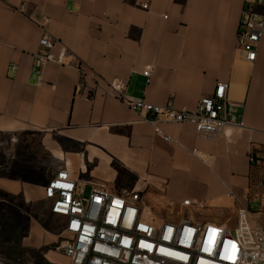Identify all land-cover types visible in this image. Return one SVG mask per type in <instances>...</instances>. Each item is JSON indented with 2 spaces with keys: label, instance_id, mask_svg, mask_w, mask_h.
<instances>
[{
  "label": "crops",
  "instance_id": "0c3cea01",
  "mask_svg": "<svg viewBox=\"0 0 264 264\" xmlns=\"http://www.w3.org/2000/svg\"><path fill=\"white\" fill-rule=\"evenodd\" d=\"M243 9L244 0H0V216L26 222L19 239L13 225L11 263L67 262L51 250L49 218L33 217H57L44 191L61 168L91 189L137 192L164 216L192 200L205 204L203 221L224 226L244 209L264 229V189L249 161L254 149L264 156V39L254 63L237 52ZM45 34L68 52L38 84ZM112 81L130 100L188 111L226 82L244 128L202 137L162 123L166 142L108 90Z\"/></svg>",
  "mask_w": 264,
  "mask_h": 264
},
{
  "label": "built area",
  "instance_id": "2783aa9c",
  "mask_svg": "<svg viewBox=\"0 0 264 264\" xmlns=\"http://www.w3.org/2000/svg\"><path fill=\"white\" fill-rule=\"evenodd\" d=\"M141 7L148 10L149 6ZM257 7H264V0H244L237 31L236 50L249 63L256 61L258 45L264 39V15L256 12ZM67 52L62 43L47 34L40 39L34 55L38 84L43 67L64 65ZM11 69L16 71L17 67L13 65ZM149 73L146 70L143 75L148 77ZM106 86L120 102L153 124L166 142H172V138L163 134L162 123L192 125L202 137L219 134L229 137L230 131L244 128L237 106L228 102L226 82H218L211 95L200 99L194 111L178 110L171 103L161 108L143 100H130L119 81ZM249 161L264 167V156L255 149ZM44 195L51 214L65 220L61 239L51 246L53 252L67 260L65 264H264V229L252 226L244 209L238 213L233 232L203 221L204 217L196 216L197 213L177 222L155 225L145 219L139 193L116 194L92 188L86 195L82 182L66 168L58 170L47 183ZM183 206L196 212L206 207L192 200H185ZM0 264L13 263L0 258Z\"/></svg>",
  "mask_w": 264,
  "mask_h": 264
},
{
  "label": "rangeland",
  "instance_id": "374dc122",
  "mask_svg": "<svg viewBox=\"0 0 264 264\" xmlns=\"http://www.w3.org/2000/svg\"><path fill=\"white\" fill-rule=\"evenodd\" d=\"M52 163V162H49ZM57 167V165H55ZM258 168V167H257ZM258 173V183L257 187L259 186L260 189H264V169L263 167H259L257 170ZM83 187L85 190V194L88 195L91 190V185L87 182L83 183ZM129 192V191H128ZM142 208L145 210V219L148 221H151L155 225H159L164 221L169 222H176L177 219H183L186 218V216H195V213H197L199 216H203V213L205 210L196 212L195 209H189V210H178L176 212L175 210H172L169 212L168 216L161 215L157 213L156 210L149 204L147 201H143V204L141 203ZM39 219V221H42L43 218H49L50 220V229L53 230L55 237H56V243L60 240V236L63 233L64 223L62 221V218L53 217V216H33ZM237 221L238 216L231 217L229 216L226 220V225H224L225 228L230 229L232 232L234 231V228L237 227ZM16 224L20 226V232L17 233V239H19V236L21 233L24 232L26 227V222L23 218L18 217L16 220H8V216H0V258L10 261L12 259V254L14 250L12 249L13 241H15V234L13 230V225ZM30 252V251H29ZM37 254V253H36ZM30 255L36 256L35 252H30ZM11 262V261H10Z\"/></svg>",
  "mask_w": 264,
  "mask_h": 264
}]
</instances>
